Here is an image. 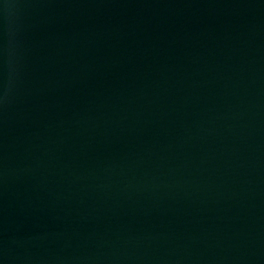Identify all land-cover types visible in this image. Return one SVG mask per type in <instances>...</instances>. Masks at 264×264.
Segmentation results:
<instances>
[{"label":"water","instance_id":"water-1","mask_svg":"<svg viewBox=\"0 0 264 264\" xmlns=\"http://www.w3.org/2000/svg\"><path fill=\"white\" fill-rule=\"evenodd\" d=\"M0 264H264V0H0Z\"/></svg>","mask_w":264,"mask_h":264}]
</instances>
